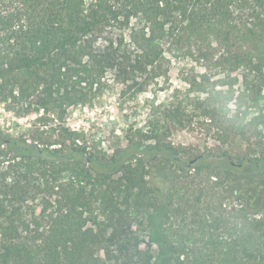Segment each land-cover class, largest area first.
Instances as JSON below:
<instances>
[{
  "label": "trees",
  "instance_id": "obj_1",
  "mask_svg": "<svg viewBox=\"0 0 264 264\" xmlns=\"http://www.w3.org/2000/svg\"><path fill=\"white\" fill-rule=\"evenodd\" d=\"M179 62L194 102L170 86ZM141 96L146 123L112 152L65 123ZM232 100L235 135L264 139V0H0V104L61 121L0 128V264H264L263 143L187 159L169 140Z\"/></svg>",
  "mask_w": 264,
  "mask_h": 264
},
{
  "label": "rangeland",
  "instance_id": "obj_2",
  "mask_svg": "<svg viewBox=\"0 0 264 264\" xmlns=\"http://www.w3.org/2000/svg\"><path fill=\"white\" fill-rule=\"evenodd\" d=\"M181 68H189V64L179 62L174 65L170 73V86L172 89H177V93L181 97L194 102L199 97V93H197L196 89L190 88V86L184 84L179 79L178 74ZM227 81L231 82L232 80ZM240 86L241 81L239 79L237 83H234L233 87L234 89H238ZM217 87V90L228 89V86L222 87L219 85ZM208 91H212V87H209ZM169 95L170 91L160 92L157 99L161 101L166 100ZM150 101V97L141 96L134 100L126 101L124 104H120L115 98H111L107 100V106H99L97 109L79 107L69 110L65 123L73 129L86 128L88 135H90L91 145L106 150L109 153L118 146L123 145V142L117 140V134L122 127L137 129L146 123L147 115L150 112ZM222 105L223 111L221 115L213 122L209 119L204 120V117L201 116L202 112L196 110L191 123L188 122L184 129L174 130L169 140L184 152L185 158L190 159L191 157L210 151L217 153L220 150H228L231 146L236 147L237 145H241L242 149L247 152L253 149L259 151L258 144L263 143L262 145H264V139H257L250 132H246L244 135L246 142L242 143L243 136L240 134L242 132L238 131V134L235 135L238 126V118L236 115L240 111L238 105L234 100L226 102V104L224 102ZM190 109L193 110L194 107H190ZM243 110L244 108H241L240 112ZM255 114L256 111L252 110L246 114H241L242 116L240 117H244L243 123H246ZM40 116L41 114L26 113L24 114V118H16L14 115L8 114L0 104V128L16 136L25 135L28 137L29 134L37 131L45 137L53 132L51 129L55 128L57 122H61L60 120L57 121L54 117H50L49 123L44 125L45 123L39 120ZM240 125L239 128H241ZM224 139H228L227 144L224 143ZM212 181L214 180L212 179ZM209 183L211 184V182ZM199 188H202V186H199ZM218 191H229L232 194L233 191L243 190L229 186L226 187V190ZM250 191H257L255 195L258 196L264 193V189ZM224 202L228 206L241 207L239 205L240 203L236 201L235 196H226Z\"/></svg>",
  "mask_w": 264,
  "mask_h": 264
}]
</instances>
